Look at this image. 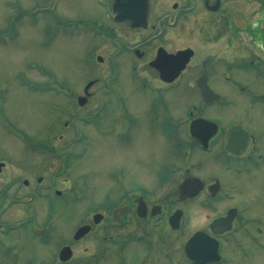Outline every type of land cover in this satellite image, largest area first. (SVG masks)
I'll list each match as a JSON object with an SVG mask.
<instances>
[{"label": "flooded vegetation", "instance_id": "af4514ba", "mask_svg": "<svg viewBox=\"0 0 264 264\" xmlns=\"http://www.w3.org/2000/svg\"><path fill=\"white\" fill-rule=\"evenodd\" d=\"M95 1L89 3L99 16H48L86 40L81 56L87 67H105L94 68L81 92L61 83L45 86L42 91L59 92L73 106L60 100V118L47 124L45 133L37 140L21 138L24 148L16 155L0 154V233L41 236L52 227L61 209L58 199L75 190L72 162L87 150L78 145L87 139L81 127L91 124L107 141L117 137L131 143L158 134L164 143L179 146L174 149L179 163L164 158L154 181L147 182L120 173L123 160L115 145L117 159L107 156L119 168L112 183L108 173L91 203L77 205L80 218L72 236L58 244L49 262L42 258L39 264L229 263L222 249L259 214L251 213V204L258 202L255 188L264 192V90L255 84L264 83V0ZM113 7L135 24L115 21ZM123 74L146 100L137 112L126 108L127 97L117 87ZM240 76L254 78L253 84ZM112 97L117 108L122 106L124 124L95 126L100 114H112ZM84 107L90 112L79 114ZM153 150L150 143L144 151ZM18 156L29 163L21 164ZM138 159L141 164L134 161L133 170L152 168L146 158ZM175 173L177 179L164 190ZM231 173L252 174L238 186ZM207 241L210 250L217 247L219 261H204Z\"/></svg>", "mask_w": 264, "mask_h": 264}, {"label": "rangeland", "instance_id": "374dc122", "mask_svg": "<svg viewBox=\"0 0 264 264\" xmlns=\"http://www.w3.org/2000/svg\"><path fill=\"white\" fill-rule=\"evenodd\" d=\"M94 4L98 2L94 0ZM36 6H38L37 12L27 14V11L33 10ZM55 14L64 20L72 17L81 20L99 16V12L90 5L89 0H0V154L6 150L16 155L24 148L21 138L30 137L32 140H37L48 129L47 124L55 118H60L57 115L59 101L68 102V99L59 92L56 94L42 91L45 86H58L56 84L61 83L68 85L71 90L81 92L85 81L94 73V68L105 67V64L99 66L95 64L94 68L87 67L83 55L81 56L82 48L87 49L86 40L74 35L70 32L71 29L65 30L66 23L59 21L52 23L54 20L49 17ZM240 77L238 79L247 84L254 82L252 77ZM131 84L133 85V82ZM255 84L264 90V83ZM117 85L119 91L127 97L125 101L128 110L137 112L144 107L145 98L133 90L126 75H120ZM29 86L34 88L29 89ZM91 88L97 87L95 85ZM229 94L231 98H240L236 93L229 92ZM108 101L112 114L110 116H106L104 112L100 114L98 116L100 120L94 122L95 126H104V122L123 125L119 113L122 106L120 109L117 108L119 103L113 97ZM69 102L68 105L73 106L71 99ZM90 110L81 108L79 114H85ZM79 124L78 121L75 123L77 126ZM81 128L87 139L83 141V145L79 143L78 147L80 149L85 146L87 150L81 151V155L72 162L70 178L74 182L75 190L58 199L57 207L61 209L54 216L53 225L50 229H46L45 235H35V237L22 230L9 231L6 232L7 234L0 233V264H30V262L39 264L42 258L49 262L58 244L65 237L72 236L73 229L79 222L80 217L76 214L77 205L84 206L91 203V197L92 199L96 197L97 191H101L106 186L108 173V184L112 183V174L119 168L118 164L110 162L108 157L112 160L117 159L112 156L115 145L119 144L123 160L120 173H125L127 176L130 174V177L140 175L141 179L146 178L147 182L154 181V172L156 174V170L165 162L164 158L169 162L179 163L180 158L174 152L179 146L175 145V142L164 143L158 134L151 136L145 134L128 143L118 140L117 137L109 138L107 141L106 137L99 131L98 134L91 124ZM150 143L154 150L148 154V151L146 153L144 150ZM106 147L108 152L105 150ZM134 158L137 160L135 161ZM138 158H146L152 163V168L145 171L141 165L133 170L131 166L134 161L136 164H141ZM18 161L21 164L29 163L28 159L21 156H18ZM160 170L165 173L167 169ZM252 173L237 175L231 173L230 177L239 186ZM263 173H258L256 176L260 177ZM178 174H174L164 190L173 185L172 182L177 179ZM139 182L137 183L143 186ZM151 186L147 183V187ZM254 194L258 202L251 204V213L259 214L255 215L251 223L239 228L240 231L237 230L238 233L234 237L232 235V240L223 247V256L229 258V263L225 264H264V192L257 187ZM83 195L84 198L81 197ZM250 198H248L249 202ZM257 225L262 228L261 233L254 232L253 227ZM236 241H239L243 248L236 245Z\"/></svg>", "mask_w": 264, "mask_h": 264}, {"label": "water", "instance_id": "95a60500", "mask_svg": "<svg viewBox=\"0 0 264 264\" xmlns=\"http://www.w3.org/2000/svg\"><path fill=\"white\" fill-rule=\"evenodd\" d=\"M114 5V4H113ZM113 18L115 19V21L117 22H124L126 24H129V25H134L135 24V19L134 18H130V17H124L123 13H119V11L116 9V7H113L112 9V12H111ZM146 14H143L141 18L144 19ZM182 193H183V185L180 186V194H179V198L182 197ZM82 230H78V232L80 234H77V235H81L83 233V229L84 228H81ZM77 232V233H78ZM212 244V241H207L206 242V247H205V262H214V261H219V254L217 253V247L215 250H210V249H213V247L211 246ZM215 246H216V243H215Z\"/></svg>", "mask_w": 264, "mask_h": 264}]
</instances>
